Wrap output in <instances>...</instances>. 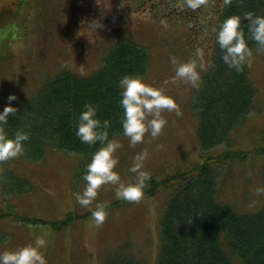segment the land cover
<instances>
[{"label": "rangeland", "instance_id": "1", "mask_svg": "<svg viewBox=\"0 0 264 264\" xmlns=\"http://www.w3.org/2000/svg\"><path fill=\"white\" fill-rule=\"evenodd\" d=\"M217 2L210 1L208 7L192 12L193 22L181 15L178 4L168 10L171 0H29L20 10L11 3L0 21V112L14 103L7 99L10 94L16 100L29 99L41 87L43 78L55 76L62 69L89 75L99 67L105 50L128 34L149 55V67L139 77L148 85L164 89L183 114L177 117L174 112H163L167 123L162 135L153 139L150 132L146 133L144 143L135 147L130 146L123 131L113 135L109 140L122 145L115 153L119 163L114 171L122 183H133L136 173L129 169L134 157L144 150L148 157L142 170L158 181L202 162L206 151L198 135L199 110L214 49L217 15L222 10V0ZM161 8H167L166 13ZM214 8L217 12H212ZM99 23L103 27H92ZM200 25L205 28H197ZM197 48L205 52V68H198L202 80L199 90L182 81L173 83L170 57L188 62L195 59ZM248 75L254 86L252 105L230 131V146L238 151L264 145V52H251ZM224 147L220 143L208 150L215 154ZM97 150L82 155L49 147L37 161L10 160L12 177L8 180L17 183L26 179L33 186L20 194L6 193L0 180V210L8 213L0 217V254L28 244L34 246L35 238L42 236L47 245L40 251L47 264H104L113 255L158 263L161 218L169 196L182 181L174 178L170 187L156 186L153 195L138 204L116 199L115 186H104L92 205L85 208L77 202L76 193H83L85 166ZM216 170L217 200L230 203L240 213H254L264 206V196L255 193L257 187H264V155L249 153L244 160L219 165ZM97 203L106 205L108 216L102 227L89 228L90 209L94 210ZM69 212L73 213L69 220L58 225Z\"/></svg>", "mask_w": 264, "mask_h": 264}, {"label": "trees", "instance_id": "2", "mask_svg": "<svg viewBox=\"0 0 264 264\" xmlns=\"http://www.w3.org/2000/svg\"><path fill=\"white\" fill-rule=\"evenodd\" d=\"M27 1H1L0 21L5 18V8L11 3L15 2L17 10H20L27 5ZM180 3L181 0H171L168 10H171L172 4ZM166 9L161 8L164 13ZM181 12L183 17L194 21L192 11L184 9ZM212 12L217 11L214 8ZM246 12L264 16V0H244L243 6L234 0L231 6L222 7L221 13L217 15L214 49L204 78L199 110L198 135L201 147L206 151L203 161L173 171L159 181L150 174L151 179L146 181L149 189L144 191V198L151 197L156 186L170 187L174 178L182 181L169 196L161 218V248L157 264H264V206L254 213H240L230 203L216 199V168L219 165L244 160L249 153L264 155V145L251 151H238L230 146V131L249 111L254 86L248 75V63L239 73L229 69L221 59L222 53L216 42L219 24L229 16L239 15L248 46L251 52L256 50L257 45L249 39L247 32L248 21L243 19ZM197 28L203 30L205 27L200 25ZM135 42L125 34L121 41L105 50L99 67L89 75L81 76L62 69L55 76L43 78L41 87L31 98L14 101L12 107L18 110L17 114L10 115L8 123L2 125L7 137L14 139L18 129L30 136L28 141L22 142L24 154L16 159L37 161L44 157L49 147L65 148L82 155L100 148L102 145L99 142L89 146L76 136L79 116L86 110L84 105L88 103L96 107V119L101 123L106 119L110 121L109 139L123 131L119 81L125 75L142 76L149 67L147 51ZM220 143L227 147L211 154L208 149ZM9 162L0 164L1 190L6 193L30 190L33 185L26 179L18 180L17 183L8 180L12 177ZM151 186L153 188L150 191ZM72 214H65L57 224L63 226ZM6 215L7 212L0 210V217ZM21 219L40 221L25 217ZM104 264L145 262L133 256L113 255L107 257Z\"/></svg>", "mask_w": 264, "mask_h": 264}, {"label": "clouds", "instance_id": "3", "mask_svg": "<svg viewBox=\"0 0 264 264\" xmlns=\"http://www.w3.org/2000/svg\"><path fill=\"white\" fill-rule=\"evenodd\" d=\"M214 2V0H213ZM234 0H222L221 7H229ZM239 6H243L244 0H236ZM210 0H181L178 5L181 10L187 9L196 12L202 7H208ZM243 19L248 21L246 25L249 39L257 45V51L264 52V16H256L252 12H246ZM167 27L165 22H162ZM92 27H103L101 23L93 24ZM79 33V32H78ZM216 42L222 53V61L229 69L237 73L243 70L246 63L251 62V50L245 39V31L242 28L241 16L232 15L225 18L216 30ZM173 65V83L182 81L192 88L199 90L202 80L198 68H205V52L203 48H197L195 59L188 62H180L175 56L170 57ZM64 67H68L67 63ZM168 83V81H165ZM121 91L120 106L123 109L121 124L123 135L129 138L130 146L144 143L146 133L150 132L153 139L163 133L167 121L162 117L163 112L175 113L177 117L182 116V111L177 102L170 96L164 94V89L155 88L143 82L141 77L125 75L120 79ZM9 102L15 101L17 97L10 94ZM85 111L79 116L76 136L82 143L89 146L99 142L102 146L92 154L91 162L85 166V174L82 179L86 182L83 193H76L77 202L89 208L96 200L99 190L104 186H115V197L128 203L138 204L144 199V189L148 187L146 181L151 179L148 172L143 171L144 161L148 157L147 150L134 157L130 172L136 173L135 183H122L121 178L114 168L119 163L115 153L122 145L115 139L109 140L108 128L110 121L102 123L96 119L97 109L91 103L85 104ZM17 109L8 106L0 112V164H6L24 154L23 143L30 139L28 133L22 129L15 132L14 139L7 137L2 125L8 123L9 116H16ZM151 117V119H148ZM2 171V169H0ZM255 193L264 196V187H257ZM92 223L89 228H100L104 225L108 216L106 205L97 203L95 209L91 210ZM47 241L42 236H37L33 244L21 247L15 251L5 250L0 254V264H47L45 256L40 251L45 248Z\"/></svg>", "mask_w": 264, "mask_h": 264}]
</instances>
